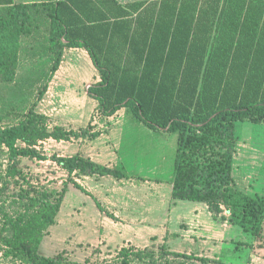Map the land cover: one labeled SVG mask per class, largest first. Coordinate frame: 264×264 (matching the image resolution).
I'll use <instances>...</instances> for the list:
<instances>
[{
	"label": "trees",
	"instance_id": "1",
	"mask_svg": "<svg viewBox=\"0 0 264 264\" xmlns=\"http://www.w3.org/2000/svg\"><path fill=\"white\" fill-rule=\"evenodd\" d=\"M36 7L0 0V40L29 34L37 17L45 15L50 52L57 57L53 74L65 49L88 51L100 75L88 95L102 116L128 108L145 127L178 133L172 198L205 204L214 220L237 226L262 244L264 198L239 190L233 173L238 122L264 125V0H155L125 7L116 0H52L47 9ZM16 64V56L6 58L0 47L3 81L15 79ZM49 119L31 108L19 124L0 129V147L10 155L4 188L11 190L12 206H19L0 219V246L7 258L28 264H82L64 253L40 255L45 229L54 224L71 185L87 194L75 178L128 175L83 155L55 154L53 161L68 174L63 189L33 181L20 159L46 160L37 150L42 142L101 135L90 133L91 126L81 130L83 135L51 129ZM107 257L95 264L220 263L164 246L120 247Z\"/></svg>",
	"mask_w": 264,
	"mask_h": 264
},
{
	"label": "rangeland",
	"instance_id": "2",
	"mask_svg": "<svg viewBox=\"0 0 264 264\" xmlns=\"http://www.w3.org/2000/svg\"><path fill=\"white\" fill-rule=\"evenodd\" d=\"M30 29L31 32L27 35H11L0 40V47L4 48L6 58H17L16 77L13 81H3L0 73V129L19 124L31 108L49 114L50 88L53 87V79L57 74L52 72L57 57L50 52L49 20L45 15H41ZM82 55L80 51L65 49L61 62L64 69L62 80L73 84L75 90L79 89L85 80H91L95 69L94 64ZM61 100L62 98L53 99L60 112L64 108ZM121 113L123 114L115 116V119L125 121V125H115L109 136L106 134L98 141L105 145L109 141L116 144L118 156L124 164L121 165L122 170L134 176L162 178L164 187L168 188L173 179L178 133L153 131L139 120L133 119L130 114L124 117L126 111ZM48 122L49 127L53 129L55 120L50 118ZM93 130L94 127H90L89 132ZM77 132L81 135L84 133ZM236 136L238 144L233 173L235 185L246 194L264 198V125L238 122ZM88 141L90 140L73 138L69 142L74 144L72 146L68 142L47 140L37 147V150L47 157L46 160L22 158L20 166L36 183L45 185L50 190L61 191L68 180V174L53 161V155H71ZM137 155L147 157L137 158ZM9 165L8 150L0 147L1 220L5 216L4 213L14 215L15 211L19 210V206H12L7 198L11 190L6 191L4 188ZM83 198L86 202H82L81 197H74L71 205L66 204L64 199L54 224L45 229L38 251L40 255L54 257L64 253L73 262L95 264L108 259L109 252H114L120 247L145 249L164 246L172 252L220 260L217 264H264V242L261 244L255 241L251 234L245 233L237 226L214 220L205 204H201L198 210L182 208V220H177L180 216L179 207L177 214L170 217L167 235L164 232L161 234L164 230L154 226L155 234L152 238L148 235L145 243L117 245L104 237L107 230L104 223L95 217L101 212L96 201L87 196ZM171 209L172 205L170 211ZM157 231L160 232L157 234ZM5 235H10V232ZM241 242L251 246L239 245ZM5 251V246H0V264H28L27 260L20 257L7 258Z\"/></svg>",
	"mask_w": 264,
	"mask_h": 264
},
{
	"label": "crops",
	"instance_id": "3",
	"mask_svg": "<svg viewBox=\"0 0 264 264\" xmlns=\"http://www.w3.org/2000/svg\"><path fill=\"white\" fill-rule=\"evenodd\" d=\"M51 1L52 0H15L16 3L37 6L33 9H47V6L51 4ZM116 1L125 7L126 5L133 3L151 2L155 0ZM82 7L83 9H88L86 5ZM71 50L82 52V56L93 64L90 54L85 49ZM60 67L61 68H59L57 74L54 76L53 87L50 88L49 114H46L43 110H37V112L54 119L56 122L55 126H60L67 131L77 132L86 129L89 126L94 127L93 131H98L101 135L96 139H92L82 144L79 150L73 151V153L68 156L79 154L99 164L120 169L124 166V164L118 156L116 144L114 145L113 142L109 141L105 145L98 140L103 138V136H106V134L109 136V133H111L115 125L118 127L125 125L123 124L125 121H117L115 119V116L123 114L121 112L126 111V113H124V117L130 114L133 119L135 118L128 108L121 109L111 117H104L100 115L98 102L88 95L89 87L100 81V75L96 67H94L95 69L91 80H85L82 86L76 90L74 89L73 84L62 80L64 76L62 72L64 69L63 66ZM56 98H62L61 104L64 105V108L61 112L57 110L58 108L55 107L53 102V99L56 100ZM69 142L68 144L72 146L74 145ZM138 157L145 158L147 155H137V158ZM158 168L159 166H157V169ZM122 169L123 168L120 170ZM153 170L155 171V167ZM122 171L128 175V178L117 179L111 176H82L80 178H75L76 183L83 187L87 191V194L83 192L79 193L80 190L72 185L65 198V203L68 205L73 204L72 201L74 197H81V201L86 202V199H84L83 196H87L88 198L95 200L97 205L98 203L102 204L105 211H99L95 217L104 223V228L107 230V234L104 235V237L106 239H110L111 242L117 245L124 243H131L134 245H138L140 242L145 243L148 235L152 238L155 234V231L153 230L154 226L157 229L160 228L161 231L164 230L161 234L164 232L167 235V226L170 221V217L177 214V209L179 207L180 216L177 220H182L183 218V213L181 211L182 208L190 207L191 209L198 210L200 206H202L201 203L188 201V203H184V201L181 200H174L172 198L173 179L167 188L164 187V179L162 178L153 179L139 177L128 174L124 170ZM130 188L132 189L129 190ZM171 205L173 206V209L170 211ZM107 212L113 215L115 219L109 217ZM90 220L91 219L86 221ZM159 232L160 231H157V234ZM149 241L151 240L149 239ZM149 243L146 244V246H148Z\"/></svg>",
	"mask_w": 264,
	"mask_h": 264
}]
</instances>
